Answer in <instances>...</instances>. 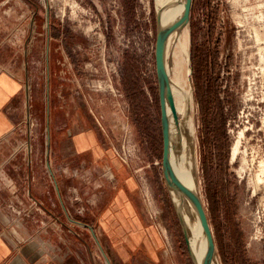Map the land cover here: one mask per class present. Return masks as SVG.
<instances>
[{
    "label": "rangeland",
    "instance_id": "1",
    "mask_svg": "<svg viewBox=\"0 0 264 264\" xmlns=\"http://www.w3.org/2000/svg\"><path fill=\"white\" fill-rule=\"evenodd\" d=\"M3 10L5 44L14 38L7 31L29 22L40 49L53 50L49 73L43 61L36 70L38 105L34 113L27 103L22 142L32 140L44 106L47 114L49 77L71 79L127 162L142 216L164 240L162 264H193L161 168L153 0H7ZM187 27L195 139L174 147V160L196 177L221 264H264V0H192ZM195 79L202 98L208 81L219 91L221 113L212 101L208 126Z\"/></svg>",
    "mask_w": 264,
    "mask_h": 264
},
{
    "label": "crops",
    "instance_id": "2",
    "mask_svg": "<svg viewBox=\"0 0 264 264\" xmlns=\"http://www.w3.org/2000/svg\"><path fill=\"white\" fill-rule=\"evenodd\" d=\"M6 1L0 0V264L165 263L164 240L142 216L127 162L71 79L49 77L47 114L44 106L32 140L22 142L32 112L27 103L32 99L34 113L38 105L36 70L52 62L53 50L40 49L29 22L7 31L14 38L4 43Z\"/></svg>",
    "mask_w": 264,
    "mask_h": 264
},
{
    "label": "bare ground",
    "instance_id": "3",
    "mask_svg": "<svg viewBox=\"0 0 264 264\" xmlns=\"http://www.w3.org/2000/svg\"><path fill=\"white\" fill-rule=\"evenodd\" d=\"M183 3L184 0H153V11L157 28L166 27L176 21L182 13ZM189 40V30L187 23H185L174 29L165 42L164 64L173 96L177 123H174L167 104L166 113L169 119L171 166L177 178L200 198L196 177L191 175V171L182 163L184 161L177 162L173 156L174 147L181 146L185 148L188 143L193 145L195 139L192 116L193 90L190 74ZM238 146L239 141L237 139L231 146L232 158L236 155ZM192 152H194V148H192ZM167 187L169 194L172 196L175 215L182 229L186 250L193 264H201L205 252V239L196 210L184 194L170 186ZM211 264H221L215 253Z\"/></svg>",
    "mask_w": 264,
    "mask_h": 264
},
{
    "label": "water",
    "instance_id": "4",
    "mask_svg": "<svg viewBox=\"0 0 264 264\" xmlns=\"http://www.w3.org/2000/svg\"><path fill=\"white\" fill-rule=\"evenodd\" d=\"M192 0H184L183 9L180 17L171 25L163 28H157L155 34L154 60L157 76L158 101L160 109V127H161V168L165 183L180 193L184 194L193 204L199 224L205 239V252L201 264H211L215 253V243L213 234L208 222L207 214L201 199L189 188H187L175 175L170 161V131L169 119L166 113V104L168 105L174 123H177V117L171 93L169 79L164 64V49L168 35L176 28L189 21Z\"/></svg>",
    "mask_w": 264,
    "mask_h": 264
},
{
    "label": "trees",
    "instance_id": "5",
    "mask_svg": "<svg viewBox=\"0 0 264 264\" xmlns=\"http://www.w3.org/2000/svg\"><path fill=\"white\" fill-rule=\"evenodd\" d=\"M194 86H195V93L197 95V97L199 98V102L201 105V111L203 113V123L205 124V126L209 125V119H208V113H209V108L210 105L213 102H215V104L217 105V110L219 113H221V108H220V101H219V95H218V89L215 85H213V89L211 92V87L212 84L208 81L207 84H205L206 89V94L205 96L202 98L201 94H200V83L197 79H195L194 81ZM222 129H224V125H225V119L222 116Z\"/></svg>",
    "mask_w": 264,
    "mask_h": 264
}]
</instances>
